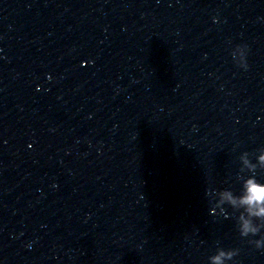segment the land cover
<instances>
[{
    "label": "clouds",
    "instance_id": "obj_1",
    "mask_svg": "<svg viewBox=\"0 0 264 264\" xmlns=\"http://www.w3.org/2000/svg\"><path fill=\"white\" fill-rule=\"evenodd\" d=\"M215 22V21H214ZM249 46L245 43L235 44L231 47L230 57L233 64L242 71H248ZM206 56V54H205ZM85 62H81V66ZM88 63H91L89 61ZM51 80V76H47ZM39 91V87H37ZM31 147V145H29ZM240 170H247L251 175L242 180L241 192L236 195L229 190H220L217 193L216 203L209 208V215H216V208H223L224 205L241 209L237 221L238 232L241 237H257L250 243L255 245V249L264 250V237L260 235L261 229L264 228V181L257 178V170H264V148L258 149L254 156L250 158L247 151H243L239 156ZM56 187L55 184L52 185ZM227 218V217H226ZM31 249L32 244L26 245ZM238 255L235 249L220 248L216 253L209 257V264H228ZM0 264H4L0 260Z\"/></svg>",
    "mask_w": 264,
    "mask_h": 264
}]
</instances>
